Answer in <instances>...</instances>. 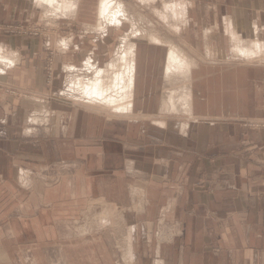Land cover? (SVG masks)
Listing matches in <instances>:
<instances>
[{
	"label": "crops",
	"instance_id": "crops-1",
	"mask_svg": "<svg viewBox=\"0 0 264 264\" xmlns=\"http://www.w3.org/2000/svg\"><path fill=\"white\" fill-rule=\"evenodd\" d=\"M101 2L0 0V264H264V0Z\"/></svg>",
	"mask_w": 264,
	"mask_h": 264
},
{
	"label": "bare ground",
	"instance_id": "bare-ground-1",
	"mask_svg": "<svg viewBox=\"0 0 264 264\" xmlns=\"http://www.w3.org/2000/svg\"><path fill=\"white\" fill-rule=\"evenodd\" d=\"M49 4H53L57 0H44ZM180 3V2H179ZM181 4V3H180ZM187 8V7H186ZM182 9V8H181ZM175 14V13H174ZM99 15L102 18V20L105 22V20H108L107 22L110 24L113 23H121L122 16L124 18L127 17L126 11L124 7H122V4L116 3L115 0H102L101 5L99 7ZM106 18V19H105ZM113 20V21H111ZM124 21V20H123ZM232 37L235 38L234 33L232 34ZM151 39V38H150ZM153 40V39H152ZM155 41V40H154ZM155 43V42H154ZM158 43V42H157ZM172 46V45H171ZM170 47V46H169ZM178 48V47H177ZM264 52V43H261L259 40H255L252 44V48L249 50H241L240 53L243 54L244 58L253 59L255 57L260 56ZM126 56L127 54H130V51L127 50L125 52ZM169 54V53H168ZM168 59V58H167ZM135 60V59H134ZM189 65L187 63L186 57L181 54L180 50H177L176 47L173 48L169 54L168 59V70L169 72H172V70H182L187 68ZM90 67V65H89ZM103 69V68H102ZM186 70V69H185ZM102 72V71H101ZM184 72V71H183ZM186 72V71H185ZM107 73V72H106ZM122 73V72H121ZM182 73V72H181ZM120 74V73H119ZM187 74V73H186ZM183 75V74H182ZM126 78V77H125ZM102 79V78H101ZM128 79V78H127ZM123 81V80H122ZM88 82V81H86ZM121 83V82H120ZM125 83V82H124ZM129 84V83H128ZM128 84H125L123 87H119L120 90H118L117 94L114 93L115 87L120 86L117 84L114 88L111 86H108L106 89L103 88L100 84V80L97 79L96 81H92L90 85H87L86 92L89 96L96 98L97 100H102L103 102L107 103V105H113L117 106V103H123L124 100L128 98L127 88ZM123 85V84H122ZM121 85V86H122ZM130 85V84H129ZM134 89V88H133ZM188 94V93H187ZM87 95V96H88ZM86 96V97H87ZM191 96V95H190ZM93 100V98H92ZM96 101V100H95ZM184 101V100H182ZM92 102V101H91ZM100 102V101H99ZM121 107V105H118ZM127 106V104H126ZM125 106V107H126ZM132 106V105H131ZM109 107V106H108ZM123 108V107H122ZM128 109V108H127ZM126 110V109H125ZM128 113V112H127ZM131 113V112H130ZM129 114V113H128ZM127 256V255H126Z\"/></svg>",
	"mask_w": 264,
	"mask_h": 264
},
{
	"label": "rangeland",
	"instance_id": "rangeland-1",
	"mask_svg": "<svg viewBox=\"0 0 264 264\" xmlns=\"http://www.w3.org/2000/svg\"><path fill=\"white\" fill-rule=\"evenodd\" d=\"M122 1H124L125 2V0H122ZM121 0H115V2L116 3H119V4H122L123 5V2H122ZM143 3H145V4H148V3H155L156 1L158 2V5H160V0H141ZM162 1V0H161ZM179 1L180 0H171V3H172V6H171V9L173 8V10H175L176 9V14L178 13V12H180V10H179V8H180V6H173V5H175V3H177V4H179ZM127 2H129L130 4L131 3H134V4H138V2H140V0H129V1H127ZM127 2H125V3H127ZM169 4V3H168ZM131 5H133V4H131ZM130 5V6H131ZM128 7V6H127ZM165 8L166 7V5L164 6V4H163V6L161 7V8ZM126 11V10H125ZM178 11V12H177ZM132 13H129V15H131ZM176 14H173L172 13V11H171V13H168V15H170L171 16V18H172V20H173V25H174V27L176 28V26H177V22L179 23L180 21H177L176 20ZM47 15H51L52 16V14H47ZM134 15V14H133ZM130 17V16H129ZM170 18V17H169ZM106 19V18H105ZM162 20H164V17L162 18ZM166 20H169V19H166ZM108 21V20H107ZM111 21H113V20H111ZM170 21V20H169ZM5 25L4 24H2V23H0V27H4ZM173 27V28H174ZM7 28H9V27H7ZM174 28V29H175ZM174 29H167V28H159V29H153V30H148V31H152L156 36H160L162 39H164L166 36H169V38L171 39V38H173L172 36L173 35H175L174 33H175V31H173ZM8 32H10V33H13V34H16V33H21V34H28V35H37L38 34V32H39V30H37V29H31V30H28V31H26V30H24V29H19V28H15V27H11V28H9V29H6ZM12 31V32H11ZM46 31V30H45ZM127 31V30H126ZM47 32V31H46ZM229 34H230V32H229ZM239 36V35H238ZM240 40H241V42H242V44L244 43V40L243 39H241L240 38ZM233 41V43H235L234 42V40H232ZM261 42H263V41H261ZM239 44V43H238ZM238 44H236L237 46H234V50H232V52H233V54L234 55H236L237 56V58H240L239 56H241L243 59H244V61L246 60L247 61V63H264V52L260 55V56H258V57H255V58H253V59H248V58H244L243 57V54L242 53H240V51L241 50H243V49H246V48H250L249 46H246V45H238ZM118 46H119V44H118ZM251 46V45H250ZM116 47H117V45H116ZM235 48H236V50H235ZM51 51V50H50ZM181 51V50H180ZM181 54H182V51H181ZM185 56V55H184ZM54 57H55V53H54V51H51V52H49V54H48V57H47V61H46V79H47V81H48V83L49 84H51L52 83V80H54L55 79V77H56V68H55V60H54ZM193 63V62H192ZM50 68H51V70H50ZM49 77H52V79H50ZM104 218H106L105 216H104Z\"/></svg>",
	"mask_w": 264,
	"mask_h": 264
},
{
	"label": "built area",
	"instance_id": "built-area-1",
	"mask_svg": "<svg viewBox=\"0 0 264 264\" xmlns=\"http://www.w3.org/2000/svg\"><path fill=\"white\" fill-rule=\"evenodd\" d=\"M1 28V27H0ZM9 29V28H8ZM12 32V31H11ZM51 70V68H50ZM50 79H52V77H49ZM250 126L254 127V128H264V124L263 123H254L251 124Z\"/></svg>",
	"mask_w": 264,
	"mask_h": 264
}]
</instances>
